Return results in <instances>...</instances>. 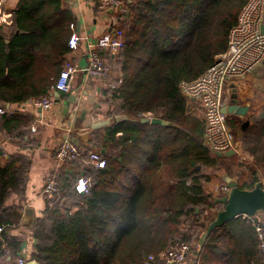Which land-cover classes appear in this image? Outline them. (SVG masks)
<instances>
[{
	"label": "trees",
	"instance_id": "16d2710c",
	"mask_svg": "<svg viewBox=\"0 0 264 264\" xmlns=\"http://www.w3.org/2000/svg\"><path fill=\"white\" fill-rule=\"evenodd\" d=\"M247 1L137 0L116 57L120 80L111 98L132 117L149 113L169 124L119 121L105 129L109 141L121 133L120 155H104L105 167L94 169L88 193L73 189L80 204L46 206L50 224L35 231L38 264H161L148 256L174 240L180 218L197 206L219 204L203 193L208 177L200 169L222 157L203 145L202 122L189 112L179 86L226 51ZM71 19L61 0L19 2L8 42L0 25V103L50 93L68 52ZM0 114L5 130L17 124ZM18 185L17 168L0 164V208ZM199 250L198 264H263L255 230L241 217L211 231Z\"/></svg>",
	"mask_w": 264,
	"mask_h": 264
},
{
	"label": "crops",
	"instance_id": "0c3cea01",
	"mask_svg": "<svg viewBox=\"0 0 264 264\" xmlns=\"http://www.w3.org/2000/svg\"><path fill=\"white\" fill-rule=\"evenodd\" d=\"M20 1L0 0L3 10L1 30L6 42L14 30L13 12ZM136 2L137 0H120L123 8L128 7V11L129 8L132 11L130 20L135 14L132 8ZM61 6L71 13V23L74 24L77 34L86 37L90 42H95L111 27H117L124 18L117 8L99 9L94 2L86 0H61ZM102 56L111 64L116 62L115 55L103 52ZM64 58L83 65L86 59L84 42L77 50L68 51ZM260 66L235 82L240 104L249 101V109L253 112L264 109V76L260 77ZM108 80L94 79L78 72L72 79L68 92L48 94H51L53 104L47 110L32 106L29 100L21 103H0L1 113L17 119V124L5 130L1 127L0 118V164L3 166L11 162L18 170L19 180L18 187L9 192L0 208V227H3L0 231V253L5 246L10 254L4 258L3 264H16L18 257H23L26 262L35 260L33 254L38 243L35 231L38 223L45 219L44 212L48 204V199L41 191L43 180L46 173L54 167L53 151L65 135L66 129L86 128L90 131L91 138L95 131L101 136L99 151L104 159V155H120L122 148L118 138L121 133H116L114 139L109 141L105 129L114 122H119L116 120L119 116L126 118L121 121L137 120L120 109L119 99L111 98L112 90L108 86ZM244 119L237 115L228 116V120L233 122L238 131L235 135L237 148L234 154L222 156L216 166L202 168V174L208 178L202 180L201 187L203 193L211 199L223 195L221 188L226 185L224 175H229L245 189L252 188L257 181L264 188V119L243 129L241 123ZM225 161H229L228 168L224 166L225 163H221ZM65 172L73 173L68 167L61 169V175ZM221 208L222 205L216 204L212 206L211 212L216 213ZM255 216L264 225V210L257 212ZM197 243L198 240H194L193 248L198 249ZM193 256L194 253H191L187 264Z\"/></svg>",
	"mask_w": 264,
	"mask_h": 264
},
{
	"label": "built area",
	"instance_id": "2783aa9c",
	"mask_svg": "<svg viewBox=\"0 0 264 264\" xmlns=\"http://www.w3.org/2000/svg\"><path fill=\"white\" fill-rule=\"evenodd\" d=\"M94 2L99 9H119L126 11V7L120 5V0H86ZM120 5V6H119ZM3 21L2 3L0 2V25ZM71 35L67 41L68 51L79 48L82 42L85 44L86 59L83 65L76 61L64 58L58 76L55 78L51 88L52 92H68L71 88V81L78 72L87 76L107 81L110 69L103 59V52L111 55H118L125 42L123 32L117 27H111L106 33L95 42L87 41L74 30V24H70ZM263 29V30H262ZM264 64V0H248L241 9L237 24L230 31L227 49L218 55L215 61L199 77L192 81H182L180 89L187 99L199 103L203 112V144L213 152L236 151L237 144L235 133L229 126L228 114L221 109L230 104L231 88L236 86L235 82L251 73L258 66ZM110 89L116 84L109 83ZM51 95V94H50ZM50 95L36 99H30L34 107L47 110L53 104ZM91 135L88 129L71 127L65 130L53 151L52 170H49L43 180L42 193L49 200L62 202V182L60 169L67 166H92L95 170L105 167V159L99 149L91 143ZM91 176L81 174L76 179L74 190L76 193H88L92 184ZM226 185L223 186V193ZM246 219L257 235L258 249L261 254V261L264 264V225L263 222L254 216L241 215ZM3 227H0L2 231ZM2 241V239H1ZM3 245V243H2ZM198 249L193 248L188 241L177 238L171 241L166 247L159 250L155 255H149V260H158L161 264H187L191 253H194L188 264H198ZM10 255L5 246L0 253V264L4 258ZM23 257L16 259V264H26Z\"/></svg>",
	"mask_w": 264,
	"mask_h": 264
},
{
	"label": "water",
	"instance_id": "95a60500",
	"mask_svg": "<svg viewBox=\"0 0 264 264\" xmlns=\"http://www.w3.org/2000/svg\"><path fill=\"white\" fill-rule=\"evenodd\" d=\"M263 30V29H262ZM262 70V76H264V64L259 67ZM264 88V87H263ZM230 104L227 107H223L221 111L228 115H237L238 117L245 118L241 123V128L250 125L251 123H257L264 119V109L258 112H253L249 109L250 102L246 101L245 104H240L238 98V91L235 86L231 88ZM125 116H119L117 121L125 120ZM141 123L168 125L169 122L157 117H141ZM218 157L230 156L234 154L233 150L215 153ZM223 180L226 183V190L220 197H215L214 202L222 205V208L218 210L214 216V219L210 221L206 227L204 233L200 236L199 246L205 242V239L216 228H219L227 222L240 217L241 215L254 216L257 212L264 210V188L260 181H257L250 189L241 187L237 181L231 179L229 175H224ZM198 209L195 208V212ZM26 264H38L36 260L30 259Z\"/></svg>",
	"mask_w": 264,
	"mask_h": 264
},
{
	"label": "rangeland",
	"instance_id": "374dc122",
	"mask_svg": "<svg viewBox=\"0 0 264 264\" xmlns=\"http://www.w3.org/2000/svg\"><path fill=\"white\" fill-rule=\"evenodd\" d=\"M132 10L134 12V7L132 8ZM130 11H131V9L129 8V11H128V7H127L126 11L122 12V17H124V18H123V20H121V23L118 25L119 28L121 29V31L123 32L124 42H125V35H126V31H127V26L129 23H131L130 22L131 20L129 17ZM106 54H108V53H106ZM115 56H118V55H115ZM106 63L110 69V75H109L110 81L109 80L108 81L114 85L116 84V87H117L118 82L117 83H115V82L120 80L119 64L117 62H113L111 64L107 61H106ZM237 91H238V89H237ZM180 92H181V89H180ZM185 99L187 101L189 112L192 113L193 115H195L202 122V125H203V112L201 110L199 103L194 101V100H190L187 98H185ZM141 117H153V116L150 115L149 113H145V114H142L138 117H132V118H134L135 120H140ZM227 122L236 135V132H238V131H237V128H235V126L233 125V122H231L230 120H227ZM203 129H204V127H203ZM91 143L93 146L96 147V149H99L100 145L102 144L101 136H99V133L97 134V132L95 133V131H94V136L91 139ZM202 143H203V134H202ZM110 145L115 147L114 143H111ZM211 152L217 153V152H213V151H211ZM221 163L222 164L225 163L224 166H226L228 168L229 161H227V162L225 161V162H221ZM231 164H234V163L231 162ZM67 167L70 168V171L73 173L68 174L65 172L63 175H61L62 173L60 174L61 182H62V197H61L62 202H60V204H57L56 206H57V208L59 207V209L61 208V210H63V208H67V207L69 208L70 205L73 203L80 204V202H81V198L78 195L73 194V189H74V185L76 183L77 177H79L81 174L86 175V176L91 175L92 176L91 177L92 178L91 184L93 185L94 174L96 172L92 166H88V165L81 167V166H77L76 164H74V166H67ZM63 168H61V169H63ZM61 169H60V171H61ZM202 172H203V169L201 168L200 173H202ZM221 190L223 192V187L221 188ZM224 192H225V190H224ZM55 203H56L55 199H52V200H50L49 204H47V205L50 209H54L56 207ZM197 209H198V211L195 212V214H190V215L183 216L180 218V223H179V226L177 227L176 233H174V235H173L174 236L173 239L183 238V236H186L188 238V239H186V241H188L191 245H194V240H196V239L198 240L197 245H199L200 236L202 235V233H204L206 227L210 223V221L207 220L208 217H214L216 213L211 212V208L208 209V208H206L205 205L197 206ZM41 221L42 222L38 223V225L36 227L37 230L41 229V228H43V229L47 228V226L50 224L49 220H47L46 218L42 219ZM201 224H202V226H201ZM199 249H200V246H199ZM198 251H200V250H198Z\"/></svg>",
	"mask_w": 264,
	"mask_h": 264
}]
</instances>
